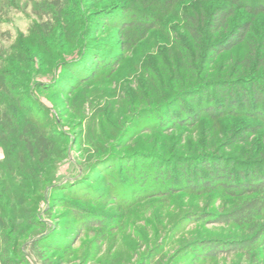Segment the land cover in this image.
Masks as SVG:
<instances>
[{
	"label": "trees",
	"instance_id": "1",
	"mask_svg": "<svg viewBox=\"0 0 264 264\" xmlns=\"http://www.w3.org/2000/svg\"><path fill=\"white\" fill-rule=\"evenodd\" d=\"M22 1L0 0V30L9 16L24 12L26 7ZM29 1L37 16L33 34L44 47L49 45L47 41L54 33L72 36L75 25L82 22L89 23L91 28L98 23L99 31L114 29L116 40L121 42L120 45L109 43V47L98 42L89 46L79 37L77 54L67 70L70 85L62 88L60 76L52 79V85L39 82L40 89L45 91L72 92L79 85L111 75L121 63L122 52L134 49L159 27L164 17L176 8H183L179 17L183 32L175 31L180 35L175 37V46L180 51L181 64L173 68L167 62L162 64V72L170 71L178 88L170 99L145 108L141 118L151 120L150 132L170 134L179 129H196L209 121L216 129L224 126L229 135L218 145L206 144L198 152L168 153L154 148L130 154L116 152L112 159L100 155L93 162L102 178L98 181L89 177L78 184L84 183L86 189L94 186L96 189L91 194L101 196L104 193L101 180L106 177L109 187L117 184L124 186L119 189L125 191L131 188L128 192L135 193V200L177 193H221L238 198L241 204L230 211L190 215H197L196 221L206 219L214 224L247 227L249 236L195 239L182 249L186 248L195 262L242 255L247 264H264L257 253L259 248H264V0ZM109 1L114 3L103 5ZM0 36L9 40L12 33L5 30ZM243 46L246 51L232 57V63L229 55ZM22 53L16 57L21 58ZM8 54L11 53L0 48V147H4L7 156L0 161L3 175L0 181L5 188L3 200L10 206L0 213V248L3 246L0 264H50L46 250L64 251L68 246L55 237L46 239L48 236L21 243L19 235L25 231L26 222L15 209L21 205L24 190L19 191L11 175L17 166L23 172L22 179L27 180L28 174L37 171L36 163L46 162L52 156L55 141L28 113L31 104L36 102L28 92L26 78L8 68ZM222 60L226 68L219 69ZM31 63L35 69L32 60ZM127 142L128 138L121 137L115 145L121 149L129 145ZM28 179L31 181V177ZM26 184H22L24 189ZM28 223L38 222L29 220ZM87 224L102 225L98 219H90ZM159 253H154L151 262L161 257ZM29 257L35 258L36 263Z\"/></svg>",
	"mask_w": 264,
	"mask_h": 264
},
{
	"label": "rangeland",
	"instance_id": "2",
	"mask_svg": "<svg viewBox=\"0 0 264 264\" xmlns=\"http://www.w3.org/2000/svg\"><path fill=\"white\" fill-rule=\"evenodd\" d=\"M22 2L26 7L24 12L13 13L7 18L8 22L1 24L0 33L10 30L12 38L7 40L0 36V48L11 53L8 54V68L26 78L28 92L36 102L31 104L28 113L43 132L54 139L55 149L46 162L35 164L37 171L27 175L31 181L22 179L23 172L20 173L17 166L11 175L19 191L24 190L21 205L15 209L26 222L25 231L19 235L21 243L45 236L48 240L61 239L68 248L58 252L46 250L50 264H247L248 260L242 255L195 262L187 249H182L195 239L249 236L247 227L214 224L206 219L196 221L198 216L190 215L230 211L241 204L238 198L221 193H177L135 200V193L128 192L131 188L125 191L119 189L124 186L117 184L109 187L106 177L101 180L104 188L101 196L91 194L96 189L94 186L86 189L84 183L78 184L89 177L98 181L102 178L93 162L100 155L112 159L116 152L130 154L154 148L168 153L198 152L206 144L218 145L229 135L230 131L224 126L216 129L209 121L196 129H179L170 134L150 132L148 123L151 120L141 118L145 108L170 99L178 88L171 72H162V64L167 62L171 68L181 64L180 51L175 46V37L180 35L175 33L183 32L179 23L183 8H176L164 17L159 27L134 49L122 52L121 63L111 75L68 92L45 91L40 89L39 82L52 85V79L61 76V87H68L67 70L77 54L79 37L89 46L96 42L101 46L120 45L116 40L117 32L114 29L99 31L98 23L92 28L89 23H77L72 36L54 33L47 41L49 45L44 47L33 34L37 16L33 13L32 2ZM113 3L109 1L103 5ZM21 51L24 52L22 61L16 57ZM104 51L110 50L105 48ZM245 51L243 46L229 55L232 63V57ZM31 60L35 69L30 65ZM224 64L222 60L219 69L226 68ZM121 137L128 138L129 145L118 149L115 143ZM5 158V149L0 147V161ZM1 172L0 178H3ZM25 183L28 184L24 189L22 184ZM4 191L0 181V213L10 207L3 200ZM74 207H78L77 211ZM90 219H98L102 225L90 226L87 224ZM29 220L38 223L30 225ZM20 247L22 245L18 249ZM156 251H160L161 257L151 262ZM257 253L264 259V248H259ZM29 260L36 261L30 257Z\"/></svg>",
	"mask_w": 264,
	"mask_h": 264
}]
</instances>
